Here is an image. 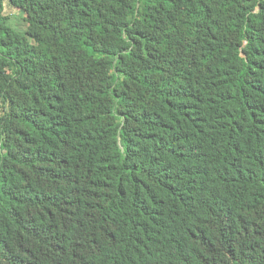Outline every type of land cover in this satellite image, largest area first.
<instances>
[{
  "label": "trees",
  "instance_id": "obj_1",
  "mask_svg": "<svg viewBox=\"0 0 264 264\" xmlns=\"http://www.w3.org/2000/svg\"><path fill=\"white\" fill-rule=\"evenodd\" d=\"M0 264H264V0H0Z\"/></svg>",
  "mask_w": 264,
  "mask_h": 264
},
{
  "label": "rangeland",
  "instance_id": "obj_2",
  "mask_svg": "<svg viewBox=\"0 0 264 264\" xmlns=\"http://www.w3.org/2000/svg\"><path fill=\"white\" fill-rule=\"evenodd\" d=\"M228 8H221L218 10V14L223 13ZM3 15L6 19L7 24L14 28L17 31H24L25 29V23L23 22V13L18 10L17 8L12 7L8 1H4V10ZM218 34L221 36H226L225 33L218 31ZM2 81H4V78H1Z\"/></svg>",
  "mask_w": 264,
  "mask_h": 264
}]
</instances>
